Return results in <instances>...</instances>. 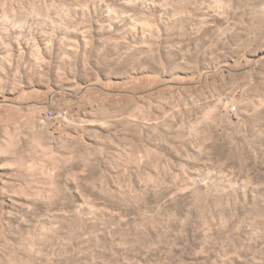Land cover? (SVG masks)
<instances>
[{
	"label": "rangeland",
	"instance_id": "374dc122",
	"mask_svg": "<svg viewBox=\"0 0 264 264\" xmlns=\"http://www.w3.org/2000/svg\"><path fill=\"white\" fill-rule=\"evenodd\" d=\"M0 264H264V0H0Z\"/></svg>",
	"mask_w": 264,
	"mask_h": 264
},
{
	"label": "built area",
	"instance_id": "2783aa9c",
	"mask_svg": "<svg viewBox=\"0 0 264 264\" xmlns=\"http://www.w3.org/2000/svg\"><path fill=\"white\" fill-rule=\"evenodd\" d=\"M68 115L67 110H59V111H54V110H47L45 112V118L47 120H56V119H64Z\"/></svg>",
	"mask_w": 264,
	"mask_h": 264
}]
</instances>
